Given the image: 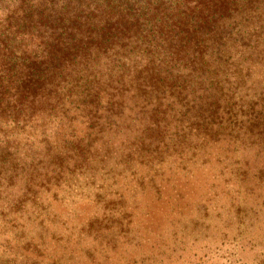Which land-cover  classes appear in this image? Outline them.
Wrapping results in <instances>:
<instances>
[{
  "label": "trees",
  "instance_id": "1",
  "mask_svg": "<svg viewBox=\"0 0 264 264\" xmlns=\"http://www.w3.org/2000/svg\"><path fill=\"white\" fill-rule=\"evenodd\" d=\"M43 2L0 40V264H135L160 223L264 208V0Z\"/></svg>",
  "mask_w": 264,
  "mask_h": 264
},
{
  "label": "rangeland",
  "instance_id": "2",
  "mask_svg": "<svg viewBox=\"0 0 264 264\" xmlns=\"http://www.w3.org/2000/svg\"><path fill=\"white\" fill-rule=\"evenodd\" d=\"M44 0H0V40L29 41L27 35L42 32L38 20L44 19ZM64 4V1L61 2ZM55 3L46 7L54 8ZM2 47V45H0ZM232 195L221 197L218 209L209 210L205 222L179 223L170 227L160 223L148 232V241H135V264H264V208L235 206ZM238 201V198L236 199ZM239 202V201H238ZM147 233L146 229H141Z\"/></svg>",
  "mask_w": 264,
  "mask_h": 264
}]
</instances>
